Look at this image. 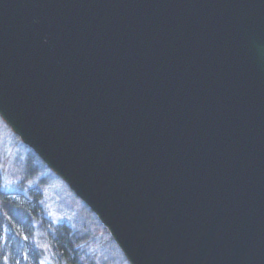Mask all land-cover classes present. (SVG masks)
Wrapping results in <instances>:
<instances>
[{
    "label": "water",
    "instance_id": "95a60500",
    "mask_svg": "<svg viewBox=\"0 0 264 264\" xmlns=\"http://www.w3.org/2000/svg\"><path fill=\"white\" fill-rule=\"evenodd\" d=\"M0 116L129 264H264V0H0Z\"/></svg>",
    "mask_w": 264,
    "mask_h": 264
},
{
    "label": "rangeland",
    "instance_id": "374dc122",
    "mask_svg": "<svg viewBox=\"0 0 264 264\" xmlns=\"http://www.w3.org/2000/svg\"><path fill=\"white\" fill-rule=\"evenodd\" d=\"M29 150L0 116V187L15 197L29 199L41 194V205L54 223L67 224L75 233L86 264H129L108 230L95 214L45 163L29 160ZM36 242L44 255L42 264H53L52 252L37 233Z\"/></svg>",
    "mask_w": 264,
    "mask_h": 264
},
{
    "label": "trees",
    "instance_id": "16d2710c",
    "mask_svg": "<svg viewBox=\"0 0 264 264\" xmlns=\"http://www.w3.org/2000/svg\"><path fill=\"white\" fill-rule=\"evenodd\" d=\"M28 154L29 163L34 160L43 166L32 150ZM30 195L15 197L0 187V264H42L45 254L35 240L37 233L52 252L53 264H86L75 233L67 224L49 220L41 194Z\"/></svg>",
    "mask_w": 264,
    "mask_h": 264
}]
</instances>
